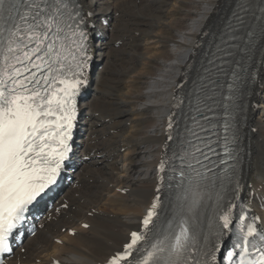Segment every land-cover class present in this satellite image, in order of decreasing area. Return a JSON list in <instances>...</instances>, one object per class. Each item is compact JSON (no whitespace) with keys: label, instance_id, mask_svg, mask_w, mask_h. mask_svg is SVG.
I'll list each match as a JSON object with an SVG mask.
<instances>
[{"label":"snow or ice","instance_id":"snow-or-ice-1","mask_svg":"<svg viewBox=\"0 0 264 264\" xmlns=\"http://www.w3.org/2000/svg\"><path fill=\"white\" fill-rule=\"evenodd\" d=\"M238 7L244 10L242 4ZM91 15L85 13L82 0H0V254L12 253L15 233L27 222L32 207L57 184L69 159L77 97L88 83L93 59ZM206 88L197 86L201 92ZM229 89L238 90L235 83ZM201 103L197 97L194 111L210 122ZM223 117L224 135L218 136L221 153L191 127L186 126L183 134H168V141L176 142L178 137L179 142L172 156L158 166V172L165 173L159 179L168 181L167 195L158 185L138 230L130 232L122 249L105 264H217L222 237L232 234L235 207L222 203L230 170L235 168L229 161L236 159L228 104L223 105ZM191 119L204 131L195 116ZM168 129H173L172 117ZM204 148L217 160L212 161ZM210 207L213 214L205 230L202 217ZM239 220L231 245L239 251H227L225 260L264 264L260 218L246 222L241 215Z\"/></svg>","mask_w":264,"mask_h":264},{"label":"bare ground","instance_id":"bare-ground-1","mask_svg":"<svg viewBox=\"0 0 264 264\" xmlns=\"http://www.w3.org/2000/svg\"><path fill=\"white\" fill-rule=\"evenodd\" d=\"M222 1L82 0L85 13H92L91 31L103 35L104 43L91 47L93 56L102 59L88 74L87 90L94 88V94L81 102L78 168L37 234L6 264H100L122 248L154 196L177 84ZM102 16L113 21L115 31L102 25ZM103 45L113 56L108 62ZM261 69L264 50L247 107L249 160L242 195L259 211L264 226Z\"/></svg>","mask_w":264,"mask_h":264},{"label":"rangeland","instance_id":"rangeland-1","mask_svg":"<svg viewBox=\"0 0 264 264\" xmlns=\"http://www.w3.org/2000/svg\"><path fill=\"white\" fill-rule=\"evenodd\" d=\"M110 13H111V11H110ZM110 13H108V14L110 15ZM114 17H115V22L117 23V21H118L117 19L120 18V17H119V12L114 13ZM114 17H113V18H114ZM112 23H113V21H110V22H109L110 25H108L107 28H108L110 31H111L112 29H114V31H115L116 28L114 27V25H113ZM117 30H118V29H117ZM117 30H116V32H117ZM112 45L114 46V48L120 46V44H119V45H115V43H113ZM102 49H103V50L105 51V53L107 54V55H106V58H105L104 60H105V62H106V61L108 62V61L110 60V59H109L110 57L113 58L112 54H111V56H108V55H110V54L108 53V49H109V47H108L107 45H103V48H102ZM101 59H102V58H97V57L95 56V58H94V61H95V62H94V63H100V62H101ZM107 59H108V60H107ZM185 62H186V61H185ZM185 62H184V63H185ZM261 72L264 73V69H261ZM90 85H91V84H90ZM88 92H89L88 94L90 95V96H89V99H90V98L93 96V94H94V88H91V87H90V90H89ZM82 118H83V116H82ZM82 118H81V119H82ZM82 123H83V119H82ZM82 126H83V124H82ZM81 128H82V127H81ZM247 138H248V137H247ZM91 158H93V157L91 156ZM91 158H90V159H91ZM90 159H89V160H90ZM89 160H87V161H89ZM87 161H85V162H87ZM74 178H75V176H74ZM74 178H73V179H74ZM72 182H73V180L70 181L69 184H71Z\"/></svg>","mask_w":264,"mask_h":264}]
</instances>
